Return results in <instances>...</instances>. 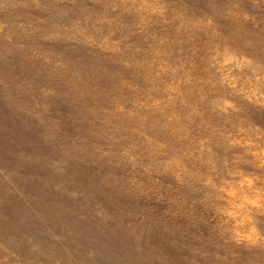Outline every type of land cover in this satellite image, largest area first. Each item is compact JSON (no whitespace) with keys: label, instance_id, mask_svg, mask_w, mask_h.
Returning <instances> with one entry per match:
<instances>
[{"label":"rangeland","instance_id":"rangeland-1","mask_svg":"<svg viewBox=\"0 0 264 264\" xmlns=\"http://www.w3.org/2000/svg\"><path fill=\"white\" fill-rule=\"evenodd\" d=\"M0 264H264V0H0Z\"/></svg>","mask_w":264,"mask_h":264}]
</instances>
